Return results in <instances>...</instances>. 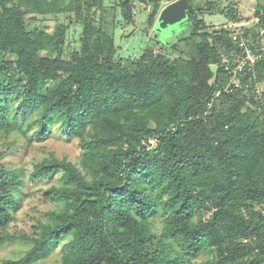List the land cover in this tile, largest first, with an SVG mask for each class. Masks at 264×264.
I'll list each match as a JSON object with an SVG mask.
<instances>
[{
    "label": "trees",
    "instance_id": "obj_1",
    "mask_svg": "<svg viewBox=\"0 0 264 264\" xmlns=\"http://www.w3.org/2000/svg\"><path fill=\"white\" fill-rule=\"evenodd\" d=\"M96 1L0 0V135H16L12 147L56 130L81 149L80 167L52 154L33 164L29 180L60 183L46 189L55 206L21 236L7 227L26 174L0 150V246L27 245L0 264H37L58 245L62 264H192L204 253L199 264H264V108L222 91V54L235 49L227 29L206 26L200 7L183 37L198 38L196 58L147 45L120 60L91 16ZM135 1L151 5L152 26L161 0H119L127 22ZM27 13L73 15L80 49L63 57L68 27H30ZM255 14L264 28V0ZM256 74L264 86V59Z\"/></svg>",
    "mask_w": 264,
    "mask_h": 264
},
{
    "label": "rangeland",
    "instance_id": "obj_2",
    "mask_svg": "<svg viewBox=\"0 0 264 264\" xmlns=\"http://www.w3.org/2000/svg\"><path fill=\"white\" fill-rule=\"evenodd\" d=\"M174 0H161L157 15L152 26L147 25V17L151 10V5L144 2L135 1L133 8V19L127 22L121 15L119 0H97L91 8V16L94 23L99 25L104 32L110 35L115 44V57L120 60H134L142 53L145 46L150 45L155 52H162L170 59L177 57H197L195 43L197 37H188L189 24L186 20L174 27H169L164 31L156 30V20L159 12ZM194 6L203 7L202 12L198 13V17L202 18L206 26L210 29L224 28L231 22L244 23L249 27L250 33L254 38L261 37L264 41V28L258 26L259 17L256 16V7L263 0H190ZM206 3H212L213 8L207 10ZM231 7L236 11V20L231 21L227 16V10ZM200 11V9L198 10ZM26 21L30 27H39L48 32H54L55 28L64 24L68 27L64 46L63 57H67L72 51L80 49V36L82 24L76 21L68 13L58 14H34L27 13ZM176 45L175 47H173ZM10 57V56H9ZM213 71L216 70L215 65H211ZM12 80L9 78L7 83ZM263 84V83H261ZM262 87H264L262 85ZM18 138L11 135L5 138L0 135V150L3 151L1 162L8 168H20L25 172V183L20 188L21 192L26 194L21 197V208L14 214V220L9 223L7 232L21 235H33L36 231L38 220L46 218V212L55 205L46 194V189L51 185L60 183L59 176H55L51 180L40 179L37 181L29 180V174L34 163L49 157L51 154L57 159L66 158L80 167V154L78 138L66 139L56 130L52 131L50 137L44 142L26 143L22 139H18L14 146H10L8 142ZM160 228V218L155 219V230ZM27 245L21 241L8 242L0 246V261L4 258H17ZM61 246H55L51 254L38 261L37 264H62ZM207 254L204 253L194 259L192 264H199L205 259Z\"/></svg>",
    "mask_w": 264,
    "mask_h": 264
},
{
    "label": "built area",
    "instance_id": "obj_3",
    "mask_svg": "<svg viewBox=\"0 0 264 264\" xmlns=\"http://www.w3.org/2000/svg\"><path fill=\"white\" fill-rule=\"evenodd\" d=\"M224 28L235 49L222 54L223 70L228 76L222 91H237L245 96L247 105H251L250 99L253 98L264 108V88L256 74L257 62L264 59V41L261 37L254 38L244 23L231 22ZM149 142L154 143V140Z\"/></svg>",
    "mask_w": 264,
    "mask_h": 264
},
{
    "label": "water",
    "instance_id": "obj_4",
    "mask_svg": "<svg viewBox=\"0 0 264 264\" xmlns=\"http://www.w3.org/2000/svg\"><path fill=\"white\" fill-rule=\"evenodd\" d=\"M199 7L194 6L187 0H174L167 4L160 12L156 20V30L164 31L174 27L188 18V14L198 11Z\"/></svg>",
    "mask_w": 264,
    "mask_h": 264
},
{
    "label": "flooded vegetation",
    "instance_id": "obj_5",
    "mask_svg": "<svg viewBox=\"0 0 264 264\" xmlns=\"http://www.w3.org/2000/svg\"><path fill=\"white\" fill-rule=\"evenodd\" d=\"M181 23V22H180Z\"/></svg>",
    "mask_w": 264,
    "mask_h": 264
}]
</instances>
